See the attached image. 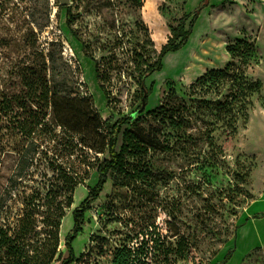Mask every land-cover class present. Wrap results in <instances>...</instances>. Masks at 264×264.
Wrapping results in <instances>:
<instances>
[{
	"label": "rangeland",
	"instance_id": "374dc122",
	"mask_svg": "<svg viewBox=\"0 0 264 264\" xmlns=\"http://www.w3.org/2000/svg\"><path fill=\"white\" fill-rule=\"evenodd\" d=\"M201 1L72 0L73 30L79 40L59 0H0V94L17 92L19 66L32 62L45 49L47 59L57 68L56 79L62 80L67 61L70 77L78 82L79 90H90L103 118L132 114L140 105L135 100V82L122 84L114 79L110 88L115 95L121 89L122 95L120 103L109 108L95 62L85 55L83 42L96 58L107 54L101 51L102 44L115 42L117 37L124 42L117 50L122 59L133 48L147 49L155 56L170 37L171 26ZM244 37L257 43L246 76L262 82L251 94L247 117L238 118L235 131L222 127L214 133L219 149L209 146L204 135L207 122L213 120L209 112L196 113L184 133L162 128L150 118L144 122L147 129L161 128L162 138L171 134L168 138L175 149L145 156L147 181L126 188L120 185V177L109 179L85 211L82 231L72 243L76 258L83 255L78 264H113L115 251L123 244H133L136 232L150 222L159 226L167 247H175L183 236L189 240L191 254L184 259L172 255V264H264V0H210L188 44L168 53L163 69L147 78L153 93L141 116L146 118L148 110L160 106L171 90L189 99L191 85L207 70L224 68L230 62L239 65L227 46ZM5 132L0 116L2 184V176L9 174L13 164V137ZM122 138L123 132L119 147ZM97 181L94 171L77 187L76 203L66 215L70 219L65 224L60 259L54 264L69 257L66 240L73 235V210ZM230 251L232 257L225 262ZM150 264L157 263L152 260Z\"/></svg>",
	"mask_w": 264,
	"mask_h": 264
},
{
	"label": "trees",
	"instance_id": "16d2710c",
	"mask_svg": "<svg viewBox=\"0 0 264 264\" xmlns=\"http://www.w3.org/2000/svg\"><path fill=\"white\" fill-rule=\"evenodd\" d=\"M209 5L210 0H202L194 11L183 14L171 26L170 37L155 56L147 49L133 48L132 54L127 50L128 57L122 59L117 50L124 42L117 37L115 42L103 43L101 51L107 54L96 58L90 45L83 42L85 55L95 62L96 77L109 108L114 109L122 95L121 89L117 95L111 90L114 79L122 84L131 80L137 85L135 100L140 105L119 119L113 114L103 118L90 90H79L78 82L70 77L67 61L62 80H57V68L47 59L45 49L37 52L32 62L19 66L17 92L0 94L4 134L13 137V164L9 174L2 176L5 182L0 183V264H53L59 260L61 228L75 202V191L96 171L98 181L80 207L73 210V235L66 240L70 255L62 264H78L83 255L76 258L72 243L82 231L85 211L100 197L109 179L120 177V185L126 188L147 181L145 156L175 149L168 138L171 134L162 138L161 128L147 129L143 125L149 118L162 128L184 133L196 113L209 112L213 120L207 122L204 135L209 146L219 149L214 133L222 127L235 131L238 118L247 117L251 94L262 87L261 81H250L246 76L257 53V43L249 37L227 46L239 65L230 62L224 68L209 69L191 85L189 99L171 90L160 106L147 111L146 118L136 114L153 93V86L146 85L147 78L163 69L168 53L188 44ZM61 8L67 10V23L81 40L73 30L72 4ZM124 126L128 127L123 131ZM133 239V244H123L115 251L113 264H150L152 260L172 264V255L184 259L192 250L184 236L175 247H167L153 222L146 223ZM231 257L232 251L225 262Z\"/></svg>",
	"mask_w": 264,
	"mask_h": 264
},
{
	"label": "water",
	"instance_id": "95a60500",
	"mask_svg": "<svg viewBox=\"0 0 264 264\" xmlns=\"http://www.w3.org/2000/svg\"><path fill=\"white\" fill-rule=\"evenodd\" d=\"M59 3L61 7H66L72 4V0H59ZM146 106H147V103L144 102L142 108L138 112H136V114L144 112L146 110Z\"/></svg>",
	"mask_w": 264,
	"mask_h": 264
},
{
	"label": "bare ground",
	"instance_id": "6f19581e",
	"mask_svg": "<svg viewBox=\"0 0 264 264\" xmlns=\"http://www.w3.org/2000/svg\"><path fill=\"white\" fill-rule=\"evenodd\" d=\"M173 53V52H172ZM164 62V61H163ZM199 66H195V68H198ZM75 198H77V194L75 195ZM76 203V201L74 202V204ZM70 218L68 216H66L63 220V224H62V228H61V246L60 248H62V239H63V236L65 235L66 233V229H65V224L68 222ZM54 264V263H53Z\"/></svg>",
	"mask_w": 264,
	"mask_h": 264
}]
</instances>
